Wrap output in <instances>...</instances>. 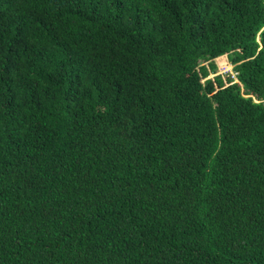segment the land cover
<instances>
[{
    "label": "trees",
    "instance_id": "obj_1",
    "mask_svg": "<svg viewBox=\"0 0 264 264\" xmlns=\"http://www.w3.org/2000/svg\"><path fill=\"white\" fill-rule=\"evenodd\" d=\"M0 264H264V0H0Z\"/></svg>",
    "mask_w": 264,
    "mask_h": 264
},
{
    "label": "built area",
    "instance_id": "obj_2",
    "mask_svg": "<svg viewBox=\"0 0 264 264\" xmlns=\"http://www.w3.org/2000/svg\"><path fill=\"white\" fill-rule=\"evenodd\" d=\"M222 72L224 74L231 75L232 78H236L237 75H238V73L235 71L233 65H229V66H226V67L222 68Z\"/></svg>",
    "mask_w": 264,
    "mask_h": 264
}]
</instances>
